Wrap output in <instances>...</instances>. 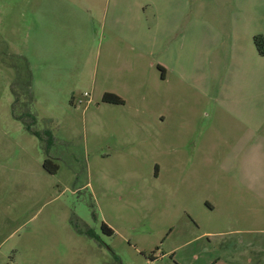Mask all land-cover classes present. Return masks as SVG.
<instances>
[{"label": "rangeland", "instance_id": "obj_1", "mask_svg": "<svg viewBox=\"0 0 264 264\" xmlns=\"http://www.w3.org/2000/svg\"><path fill=\"white\" fill-rule=\"evenodd\" d=\"M256 35L264 0H0V264H264Z\"/></svg>", "mask_w": 264, "mask_h": 264}, {"label": "trees", "instance_id": "obj_2", "mask_svg": "<svg viewBox=\"0 0 264 264\" xmlns=\"http://www.w3.org/2000/svg\"><path fill=\"white\" fill-rule=\"evenodd\" d=\"M254 41H255V45L259 51L260 54L264 55V37L261 36V35H256L254 37ZM28 65V70H29V76H30V80L25 82L23 85H21L19 87V89L16 90V93H20L24 96H26V99L28 101H31L32 100V96L30 95V92H31V84H32V79H33V74H32V71L30 70V66H29V63L27 64ZM103 102L105 103H110V104H124V99H122L119 95L117 94H114V93H105L104 96H103ZM51 163V160H47L46 163H45V167L50 170L51 172H56L57 171V166L53 167L51 169L50 167V164ZM103 227L105 228V230H110V228L104 224Z\"/></svg>", "mask_w": 264, "mask_h": 264}, {"label": "crops", "instance_id": "obj_3", "mask_svg": "<svg viewBox=\"0 0 264 264\" xmlns=\"http://www.w3.org/2000/svg\"><path fill=\"white\" fill-rule=\"evenodd\" d=\"M255 37V36H254ZM256 47V46H255ZM261 56H263V55H261ZM30 70H31V68H30ZM32 74H34V73H32ZM208 234H213V233H211V232H208Z\"/></svg>", "mask_w": 264, "mask_h": 264}, {"label": "built area", "instance_id": "obj_4", "mask_svg": "<svg viewBox=\"0 0 264 264\" xmlns=\"http://www.w3.org/2000/svg\"><path fill=\"white\" fill-rule=\"evenodd\" d=\"M85 95L87 96V95H90V94L86 92ZM80 102H82V100H80Z\"/></svg>", "mask_w": 264, "mask_h": 264}]
</instances>
